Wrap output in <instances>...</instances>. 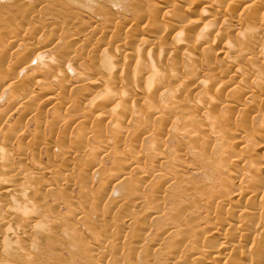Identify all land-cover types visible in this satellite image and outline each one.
Instances as JSON below:
<instances>
[{
	"label": "rangeland",
	"instance_id": "374dc122",
	"mask_svg": "<svg viewBox=\"0 0 264 264\" xmlns=\"http://www.w3.org/2000/svg\"><path fill=\"white\" fill-rule=\"evenodd\" d=\"M247 1L0 0L1 264H264V0ZM157 55L181 76L151 79Z\"/></svg>",
	"mask_w": 264,
	"mask_h": 264
},
{
	"label": "bare ground",
	"instance_id": "6f19581e",
	"mask_svg": "<svg viewBox=\"0 0 264 264\" xmlns=\"http://www.w3.org/2000/svg\"><path fill=\"white\" fill-rule=\"evenodd\" d=\"M229 1H231V0H229ZM236 1H238V0H236ZM239 1H240V0H239ZM244 1H246V0H244ZM251 1H252V0H251ZM254 1H255V0H254ZM211 2H212V1H211ZM226 2H227V1H226ZM241 2H243V1H241ZM241 2H238V3H241ZM247 2H249V0H248ZM252 2H253V1H252ZM252 2H250V3H251V4H250V5H251L250 7H252V4H254V3H252ZM234 3H235V2H234ZM234 3H233V1H232L233 6H234L237 2H236L235 4H234ZM257 3H258V2H257ZM257 3H256V4H257ZM245 4H248V3H245ZM220 5H221V4H220ZM222 5L225 7L227 4L225 5V3H224V4L222 3ZM222 5H221V6H222ZM237 5H238V4H237ZM239 5H240V4H239ZM239 5H238V7H239ZM242 5H243V4H242ZM154 6H155V5H154ZM154 6H153V7H154ZM230 6H231V4H230ZM244 6H245V5H244ZM228 7H229V4H228ZM236 7H237V6H236ZM238 7H237V8H238ZM245 7H247V5H246ZM254 7H256V6L254 5ZM155 8H156V7H155ZM206 8H209V7L206 6ZM210 8H212V7H210ZM225 8H226V7H225ZM231 8H233V7H231ZM237 8H236V9H237ZM247 8H248V7H247ZM247 8H245V9H247ZM252 8H253V7H252ZM261 8H262V7H261ZM234 9H235V7H234ZM238 9H239V8H238ZM242 9H244V7H243ZM245 9H244V10H245ZM212 10H213V9H212ZM216 10H217V9H216ZM247 10L250 11V9H247ZM251 10H252V9H251ZM217 11H218V10H217ZM219 11H220V10H219ZM231 11H232V10H231ZM207 13H208V12H207ZM207 13H205V15H208ZM216 13H217V12H216ZM209 14H210V13H209ZM221 14H223V13L221 12ZM231 14H233V13L231 12ZM231 14H230V15H231ZM263 14H264V13H263ZM224 15H225V14H224ZM221 17H223V15H222ZM233 17H234V16H233ZM233 17H232V18H233ZM225 18H227V17L225 16ZM229 18H230V17H229ZM232 18H231V19H232ZM221 19H223V18H221ZM233 19H234V18H233ZM236 20H237V19H236ZM205 21H207V22L205 23L206 26L209 25V24H208L209 21H208V20H205ZM213 21H214V20H213ZM224 21H226V20L224 19ZM197 22H198V21H197ZM230 22H231V21H230ZM238 22H239V21H238ZM210 23H211V22H210ZM212 23H214V22H212ZM225 23L228 24L227 26H230V23H228V22H225ZM225 23L222 22L223 26L225 25ZM202 24H203V23H202ZM245 24H246V23H244V25H245ZM211 25H212V24H211ZM242 25H243V23H242ZM206 26L203 24L204 29L206 28ZM225 26H226V25H225ZM236 26H237V25H236ZM247 26H248V25H247ZM250 26H251V25H250ZM254 26H255V25H253V27H250V28H251V29H252V28L256 29L255 32L257 31V33H258V31H261V30L258 29V28L261 29V27H260L261 24H260V26L258 25V28H257V27L255 28ZM256 26H257V25H256ZM208 27L210 28L211 26H207V28H206L207 30L209 29ZM231 27H232V26H231ZM243 27H244V26H243ZM246 28H247V27H246ZM262 28L264 29L263 26H262ZM257 29H258V30H257ZM263 29H262V30H263ZM207 30H206V31H207ZM209 30H211V29H209ZM245 31H246V30H245ZM246 32H247V31H246ZM255 32H254V33H255ZM263 32H264V31H263ZM263 32H262V33H263ZM182 33H183V32H182ZM182 33L179 32V33H178L179 36H178V35H177V36L180 37V35H183V34H184V33H183V34H182ZM254 37H255V36H254ZM257 37H258V36H257ZM237 40H238V38H237ZM241 40H242V39H241ZM257 41H258V40H257ZM243 42H244V40H243ZM252 42H253V41H252ZM253 43H254V44L258 43V45H259L260 48H261V47L264 48V40H262V41H260V42H256V43L253 42ZM253 43H252V46L254 45ZM245 44H246V43H245ZM245 44H244V45H245ZM246 45H247V44H246ZM254 46H255V45H254ZM228 47H229V45H228ZM243 47H246V46H243ZM243 47H242V48H243ZM256 47H257V44H256ZM256 47H254V48L256 49ZM229 48H230V47H229ZM229 48H228V50L226 51V52H227V55H229V54H228V51H229V50H230L231 52L235 50V51H236V54H237V52H238L237 50H239V49L241 48V46H240V42H239V44H237V43L234 44V43H233V45L231 46V48H230V49H229ZM246 48H247V49H246ZM246 48H243V49H244V50H245V49H246V50L250 49V48H248V47H246ZM260 48H258V49H260ZM246 50H245V51H246ZM256 50H257V49H256ZM230 51H229V52H230ZM235 51H234V52H235ZM245 51H242V52L245 54ZM251 51H252L253 53L255 52V51H253V49H252ZM258 51H259V50H258ZM226 52H225V53H226ZM234 52H233V53H234ZM242 52H241V53H242ZM246 52H250V51H246ZM241 53H240V54H241ZM243 53H242V54H243ZM250 53H251V52H250ZM148 54H150V53H148ZM148 54H147V56H149ZM231 54H232V53H231ZM238 54H239V53H238ZM242 54H241V55H242ZM244 54H243V55H244ZM254 54H255V53H254ZM254 54H253V55H254ZM151 55H152V57H153V54H152V53H151ZM151 55L149 56V58L151 57ZM233 55H234V54H233ZM250 55H252V54H250ZM234 56H235V55H234ZM236 56H237V55H236ZM236 56H235V58H236ZM238 56H239L238 59H240L241 56H240V55H238ZM238 56H237V57H238ZM115 57H116V56H115ZM115 57H114V58H115ZM152 57L150 58L151 60H152ZM157 57H158V55H157ZM159 57H160V56H159ZM159 57H158V59H161V61H162V60L164 61V59H162V57H161V58H159ZM225 57L227 58V56H225ZM229 57L231 58V57H233V56H229ZM229 57H228V59H230ZM114 58H113V59H114ZM145 58L148 59V57H146V56H145ZM155 58H156V56H155ZM155 58H154V59H155ZM113 59H112V60H113ZM150 59H148V61H149ZM156 59H157V58H156ZM231 59H232V58H231ZM231 59H230V60H231ZM238 59H234V57H233V59H232L231 61L234 60L233 62H236V61H239ZM112 60H111L110 62H112ZM115 60H116V59H114L113 62H112L114 65L118 62V58H117V60H116L117 62H116ZM151 60H150V61H151ZM114 61H115L116 63H114ZM150 61H149V62H150ZM152 61H155V60H152ZM161 61H160V60H157L158 64H157V63L150 62V64L152 63L154 66L149 65V66H151V68L149 67V69H150L149 71H150V72H148V73H149V77L151 76V79H153L154 77L156 78L159 74H161V73L163 72V70L161 71V69H162L163 67H164V68H165V67L167 68V69L165 68L166 70L164 69V70H165V74H164V72L162 73V74H163V76L161 77L162 80H160L159 77H157V78L155 79L157 82H158V81H160V82L163 81V77H164V79H165V77H166L167 79H169V78L172 79V78L174 77V75H176V73H177V72H176V70H177L176 67H177L178 65L175 66L176 64H175V65L173 64L172 67H175L176 69H174V68H172V67L169 68V67H167L168 65H167V66L162 65V64H163V61H162V62H161ZM166 62H167V61H166ZM164 63H165V62H164ZM156 64H157V66L162 65V66H161L162 68L160 69V71H159V69H158V68H160V66H159V67H155ZM165 65H166V63H165ZM178 68H179V67H178ZM239 69H240V68H239ZM178 70H179V69H178ZM178 70H177V71H178ZM179 71H181V70H179ZM179 71H178V73H177L178 75H180L179 73H181V72H179ZM159 72H160V73H159ZM238 72L241 73L242 71H241V70H238ZM162 74H161V75H162ZM161 75H159V76H161ZM19 76H20V75H19ZM172 76H173V77H172ZM176 76H177V75H176ZM180 76H181V75H180ZM171 77H172V78H171ZM177 77H179V76H177ZM2 78H3V77L1 76V77H0V80H2ZM60 78H61V77H60ZM157 79H158V80H157ZM170 79H169V80H170ZM119 80H120V79H119ZM153 80H154V79H153ZM153 80H151V81H153ZM36 81H37V80H36ZM36 81H35V82H36ZM97 81H98V80H97ZM149 81H150V80H149ZM149 81H148V82H149ZM151 81H150L148 84H150ZM176 81H177V80H176ZM39 82H41V81H39ZM170 82H171V80H170ZM93 83H94V86H95V82H93ZM96 83H97V82H96ZM168 83H169V82H168ZM171 83H172V82H171ZM173 83H174V82H173ZM176 83H177V82H176ZM37 84H38V81H37ZM98 85H99V83H98ZM146 86H147V84H146ZM150 87H151V86H150ZM150 87H148V88H150ZM153 88H154V87H153ZM49 91H50V90H49ZM51 91H52V89H51ZM121 91H124V90H121ZM102 95H103V94H102ZM119 96H122V95H119ZM101 97H102V96H100V95L97 97V98L100 99V100H99V104L102 102V103H104V106H105V102H103L104 100H106V103H107V101H108V102H113L112 100L110 101V99L107 100V97H108V96H106L105 94L103 95V97H104L103 99H104V100H102ZM126 97H127V96H126ZM126 97H125V98H126ZM97 98H96V101H98ZM105 98H106V99H105ZM110 98H111V97H110ZM111 99H112V98H111ZM101 100H102V101H101ZM173 100H174V99H173ZM173 100H172V101H173ZM100 101H101V102H100ZM122 101H123V100H122ZM122 101H119V102L121 103ZM174 101H175V100H174ZM177 101H178V100H177ZM262 101L264 102V100H262ZM116 102H117V101H116ZM178 102H179V101H178ZM178 102H176V104L178 105V108H179L180 104H179ZM180 102L182 103V101H180ZM114 103H115V102H114ZM120 103H119V104H120ZM182 104H183V103H182ZM182 104H181V105H182ZM102 105H103V104H102ZM102 105H98V108H99V106H101L100 108L103 110L104 106L102 107ZM106 105H107V104H106ZM259 105H260V102H259ZM115 106H119V105L116 104ZM115 106H113V109L110 108V111L113 110V112H114V111H115L114 109L116 108ZM120 106H122V105H120ZM175 106H176V105H175ZM175 106L172 105L171 107L175 108ZM200 106H205V104H204V105H201V104H200ZM176 107H177V106H176ZM191 107H192V106H190V108L188 107V110H189V109L196 108V107H192V108H191ZM206 107H207V106H206ZM206 107H205V108H206ZM100 108H99V109H100ZM197 108H198V107H197ZM117 109H118V107H117ZM120 109H121V107H120ZM198 109H199V108H198ZM203 109H204V108H203ZM118 110H119V109H118ZM118 110H116L115 112H118ZM121 110L123 111V109H121ZM105 112H106V111H105ZM120 112H121V111H120ZM106 113H110V112H106ZM106 113H103V114H106ZM97 116H98V115H97ZM105 116H107V115H105ZM162 116H164V115H162ZM102 117H103V116L101 115V117L99 116V117H97V118H101L100 120H102V119H103ZM215 117H216V116H215ZM215 117H214V118H215ZM188 118L190 119V116H188ZM210 118H211V119H209L210 121H212V120L214 121L213 116L210 117ZM212 118H213V119H212ZM191 119H196V117L193 118V115H192V118H191ZM215 119L217 120V118H215ZM103 120H104V119H103ZM216 120H215V121H216ZM215 121H214L213 123H215ZM216 122H217V121H216ZM263 122H264V121H263ZM261 124H262V123H261ZM263 124H264V123H263ZM263 124H262V125H263ZM214 125H215V124H214ZM262 125H260V126H262ZM116 126H117V125H115V127H116ZM115 127H114V128H115ZM200 127H201V125H200ZM119 128H120V130H121V127H120V126H117V130H119ZM262 128H263V126H262ZM123 129H124V128H123ZM123 129H122V130H123ZM231 129H232V128H231ZM115 130H116V129H115ZM117 130H116V131H117ZM122 130H121V131H122ZM228 130H229V129H228ZM116 131H115V132H116ZM121 131H120V133H121ZM123 131H124V130H123ZM233 131H234V130H233ZM118 132H119V131H118ZM118 132H117V133H118ZM224 133H227V129H226V131H225ZM232 133H233V132H232ZM232 133H231V134H232ZM118 134H119V133H118ZM233 135H234V133H233ZM227 136H228V138H229V136H231L229 132H228V135H227ZM227 136H226V137H227ZM226 137H225L224 140H226ZM231 137H232V136H231ZM222 138H224V137L222 136ZM233 138H234V136H233ZM229 139H230V138H229ZM230 140H232V139H230ZM234 140H235V139H234ZM237 140H238V139H237ZM237 140H236V142H237ZM241 141H243V140H241ZM233 142H234V141H233ZM239 142H240V141H239ZM255 145H256V144H254V146H253V145H252V146L255 147ZM213 146H214V145H213ZM256 147H257V146H256ZM255 149H257V148H255ZM134 158H135V156H134ZM256 159H257V158H256ZM260 159H261V158H260ZM254 160H255V159H254ZM254 160H252V161H253L252 165H254V162L257 163V160H256V161H254ZM135 161H136V160H135ZM135 161H134V162H135ZM252 161H251V162H252ZM258 161H259V160H258ZM260 161H261V160H260ZM260 161H259V162H260ZM259 162H258V163H259ZM219 163H220V165H221V164H223L224 162H223V163L219 162ZM256 163H255V164H256ZM122 165H123V164H122ZM218 165H219V164H218ZM261 165H262V164H261ZM261 165H260V163H259L258 165H254V166H252V168L250 169V173L247 174V175H248V178H249V179H252L251 182L249 181V179L246 180V181H249L248 184H249L250 187H251V185H253V180L256 179V178L253 179L254 176L256 177V175H257L256 173H258L260 170L263 171L264 167H263V166L261 167ZM124 166H125V165H124ZM223 166H224V167H223ZM220 167H221V168L223 167V168L221 169ZM124 168H125V167H124ZM219 168L221 169V171H220ZM219 168H218L217 170H219L221 173H223L222 170H224V171H226V172H224V173H225V174H226V173L228 174L229 171H228L227 169H224V168H226L225 164L219 166ZM122 170H123V167H122ZM227 171H228V172H227ZM244 171H245V170H244ZM248 172H249V171H248ZM242 173H243V172H242ZM260 173H261V172H260ZM260 173H258V174H260ZM225 174H224V175L221 174V175H223V176L225 177V179H226V181H225V179H223L225 182H224L223 184L221 183V184H222L221 188H222V191H223V192L225 191L224 193H226V195H230V194L233 193L234 191L231 192V191L229 190V188H228V187H230V186H227V185H226V186H227V191H226V187H224V186H225L224 184H225V183L227 184V183L229 182V180L231 179V177H230V178H229L228 176L226 177ZM229 174H230V173H229ZM251 174H252V175H251ZM253 174H256V175L253 176ZM242 175H244V174H242ZM249 175H250V176H249ZM262 175H264L263 172H262ZM230 176H231V174H230ZM244 176H245V175H244ZM251 176H252V177H251ZM257 176H258V175H257ZM250 177H251V178H250ZM263 177H264V176H263ZM227 178H229V179H227ZM258 178H260V175L258 176ZM258 178H257V179H258ZM263 179H264V178H263ZM223 180H222V181H223ZM227 180H228V181H227ZM261 180H262V179H261ZM231 181H232V179H231ZM231 181H230V183H231ZM258 181H259V180H258ZM258 181L256 180L255 182H257V184H255V183H254V184H255V185H258ZM10 182H11V181H10ZM4 183H5V182H4ZM8 183H9V182H8ZM8 183H5V185H7ZM11 183H12V182H11ZM232 183H233V181H232ZM232 183H231V184H232ZM250 183H252V184H250ZM1 184H2V183H1ZM1 184H0V185H1ZM231 184H230V185H231ZM259 184H261V183H259ZM9 185H10V183H9ZM7 186H8V185H7ZM3 187H4V185H3ZM3 187H2V188H3ZM223 187H224L225 190L223 189ZM252 187H259V186H252ZM252 187H251V188H252ZM0 188H1V187H0ZM248 188H249V187H248ZM8 189H9V188H8ZM252 189H253V188H252ZM256 189H257V188H256ZM256 189H255V190L253 189V191L256 192ZM1 190H2V189H1ZM250 190H251V189H250ZM4 191H5V189H4ZM7 191H8V190H7ZM7 191H6V192H7ZM11 191H12V190H11ZM9 192H10V191H9ZM9 192H7V193H9ZM227 192H228V194H227ZM237 192H238V191H237ZM255 192H252V191H251V193H253V194H254ZM224 193H223V194H224ZM229 193H230V194H229ZM240 193H241V192H240ZM240 193H236V192H235V196H236L238 199H240V198L242 199V198H243V197H241V194H240ZM223 196L225 197V195H223ZM232 196L234 197V194H233ZM243 196H244V195H243ZM263 197H264V196H263ZM256 198H257V197H256ZM261 198H262V196H261ZM238 199H237V200H238ZM263 199H264V198H263ZM223 200H224V198H221L220 202L223 201ZM240 201H241V200H240ZM240 201H238V204L241 203ZM261 201H262V200H259V203H260ZM234 202H236V203H235V204H232V205L236 207V205H237V201H234ZM234 202H233V203H234ZM239 202H240V203H239ZM242 202H243V199H242ZM222 203H223V202H222ZM259 203H258V204H259ZM260 204H261V203H260ZM0 205H2V204H0ZM240 205H241V204H240ZM242 205H243V204H242ZM238 206H239V205H238ZM256 206H257V205H256ZM155 207H156V206H155ZM259 207H260V206H259ZM261 207H262V204H261ZM262 208H263V207H262ZM0 209H3V208H0ZM151 209H152V208H151ZM154 209L156 210L157 208H154ZM238 209H240V208L238 207ZM259 209H260V208H259ZM260 210H262V209H260ZM260 210H259V211H260ZM155 212H156V211H155ZM239 213H240V212H239ZM241 213H242V212H241ZM254 214H255V213H254ZM256 214H257V212H256ZM256 214H255V215H256ZM258 214H259V213H258ZM255 215H254V216H255ZM255 217H256V216H255ZM1 225H2V224H1ZM4 226H6V225H4ZM60 226H61V225H60ZM2 227H3V226H2ZM2 227H1V228H2ZM6 227H7V226H6ZM6 227H5V229H6ZM8 228H10L9 225H8ZM8 228H7V229H8ZM11 229H12V228H11ZM8 230H10V229H8ZM13 230H14V228H13ZM15 231H16V230H15ZM4 232H5V230H4ZM10 232H11V230L9 231V233H10ZM12 232H13V231H12ZM16 232H17V231H16ZM21 232H22V231H21ZM7 233H8V232H7ZM19 233H20V232H19ZM19 233H17V234H19ZM23 233H24V232H23ZM3 234H4V233H3ZM14 234H15V233H13V235H14ZM24 234H25V233H24ZM9 235H10V234H9ZM0 241H1V239H0ZM4 242H5V241H4ZM2 244H3V240H2ZM201 259H202V258H201ZM1 261H2V260H1ZM1 261H0V264L3 263V262H1ZM200 261H201V260H200ZM202 261H203V260H202ZM237 262H238V261H236V264H237ZM238 264H239V263H238Z\"/></svg>",
	"mask_w": 264,
	"mask_h": 264
}]
</instances>
